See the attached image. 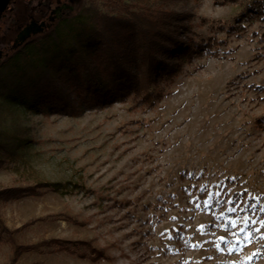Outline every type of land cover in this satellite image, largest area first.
<instances>
[{
  "label": "rangeland",
  "instance_id": "obj_1",
  "mask_svg": "<svg viewBox=\"0 0 264 264\" xmlns=\"http://www.w3.org/2000/svg\"><path fill=\"white\" fill-rule=\"evenodd\" d=\"M81 5L117 18L172 12L183 22L179 38L209 45L156 85L152 103L129 95L101 107L77 101L72 113L0 118L1 131L29 136L26 164L4 165L0 188L59 185L0 202V221L26 247L14 258L3 235L0 264H264V255L251 254L264 245V15L245 18L264 0ZM245 201L256 205L247 212L256 239L218 251L217 238L228 233L215 217Z\"/></svg>",
  "mask_w": 264,
  "mask_h": 264
},
{
  "label": "trees",
  "instance_id": "obj_2",
  "mask_svg": "<svg viewBox=\"0 0 264 264\" xmlns=\"http://www.w3.org/2000/svg\"><path fill=\"white\" fill-rule=\"evenodd\" d=\"M81 6L0 63V67L4 65L0 69V118L19 110L29 114L72 113L77 101L101 107L129 95L152 103L156 85L172 77L182 60L202 53L209 45L188 34L179 38L183 22L172 12L142 19L136 15L117 18L95 6ZM253 15L263 16L264 6L245 11L246 19ZM13 106L18 109L12 110ZM28 143L29 136L21 131L0 130V169L11 162L23 163L21 150ZM54 186L36 182L0 188V202L39 194L43 187H59ZM3 235L12 243L16 258L26 247L14 243L0 221V240ZM88 250L91 257L99 256L93 248ZM251 254L252 259L264 255V245Z\"/></svg>",
  "mask_w": 264,
  "mask_h": 264
},
{
  "label": "flooded vegetation",
  "instance_id": "obj_3",
  "mask_svg": "<svg viewBox=\"0 0 264 264\" xmlns=\"http://www.w3.org/2000/svg\"><path fill=\"white\" fill-rule=\"evenodd\" d=\"M82 0H0V63L58 25Z\"/></svg>",
  "mask_w": 264,
  "mask_h": 264
},
{
  "label": "snow or ice",
  "instance_id": "obj_4",
  "mask_svg": "<svg viewBox=\"0 0 264 264\" xmlns=\"http://www.w3.org/2000/svg\"><path fill=\"white\" fill-rule=\"evenodd\" d=\"M215 195L219 194L217 193ZM209 196L212 197L213 194L210 193ZM215 203L218 206L221 201L216 200ZM228 203L233 204V201L229 200ZM212 204L213 200L211 198L203 201L205 209L210 208ZM244 204V207L233 206L226 209V213H234V216L226 215L225 212H222L220 213V215L215 217L218 222L216 226L226 230L228 233L227 236H221L217 238V241L215 242V247L218 251L226 250L228 254H232L239 247H242L246 242H251V240L256 239L255 232L260 231V229L253 227L257 223V221L252 219L251 215L247 214L248 210H256V205L249 204L247 203V201H245ZM196 207H201L200 202L196 203ZM259 211L264 212V207H261ZM241 212H244L245 214L240 215ZM173 219L176 218L173 217ZM241 221L243 222L242 224ZM259 223L262 227H264V219H261ZM172 231L176 232L178 231V229H173ZM229 237H234V239H230ZM171 238L172 236L171 234H169V239ZM260 239H264V236H261ZM221 245H223V248L221 247ZM198 246L199 245H192L193 248H196Z\"/></svg>",
  "mask_w": 264,
  "mask_h": 264
}]
</instances>
